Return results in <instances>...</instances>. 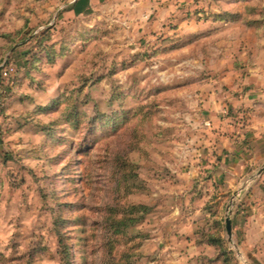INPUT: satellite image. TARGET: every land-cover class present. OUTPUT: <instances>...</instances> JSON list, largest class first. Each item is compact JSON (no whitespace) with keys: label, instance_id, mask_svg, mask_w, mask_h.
Segmentation results:
<instances>
[{"label":"rangeland","instance_id":"1","mask_svg":"<svg viewBox=\"0 0 264 264\" xmlns=\"http://www.w3.org/2000/svg\"><path fill=\"white\" fill-rule=\"evenodd\" d=\"M6 64L0 264H264V148L205 143L264 90V0H0Z\"/></svg>","mask_w":264,"mask_h":264},{"label":"crops","instance_id":"2","mask_svg":"<svg viewBox=\"0 0 264 264\" xmlns=\"http://www.w3.org/2000/svg\"><path fill=\"white\" fill-rule=\"evenodd\" d=\"M255 81L259 85L258 78H255ZM260 81L264 89V78ZM232 103L236 107L243 105L244 110L238 112L237 117L232 121L223 115L218 117V113L217 116L212 117L207 122L210 134L205 143L214 151L222 148L236 149L246 144L247 147L255 150L254 153H261L264 148V90L252 94L247 92L240 99L233 98ZM216 128H219L218 132L214 131ZM256 228L257 225L255 231Z\"/></svg>","mask_w":264,"mask_h":264},{"label":"built area","instance_id":"3","mask_svg":"<svg viewBox=\"0 0 264 264\" xmlns=\"http://www.w3.org/2000/svg\"><path fill=\"white\" fill-rule=\"evenodd\" d=\"M16 73V68L13 64H6L0 66V78L3 81L9 80ZM224 114L226 111H222ZM208 126V123L206 124Z\"/></svg>","mask_w":264,"mask_h":264},{"label":"trees","instance_id":"4","mask_svg":"<svg viewBox=\"0 0 264 264\" xmlns=\"http://www.w3.org/2000/svg\"><path fill=\"white\" fill-rule=\"evenodd\" d=\"M132 223V219H122L121 221H112L109 225L113 229V233L119 234L121 232V227H127ZM121 225L120 227L118 225ZM210 245H215L216 242L214 240L209 241ZM216 246V245H215Z\"/></svg>","mask_w":264,"mask_h":264},{"label":"water","instance_id":"5","mask_svg":"<svg viewBox=\"0 0 264 264\" xmlns=\"http://www.w3.org/2000/svg\"><path fill=\"white\" fill-rule=\"evenodd\" d=\"M225 223H226L225 228H226L227 235L230 236L231 235V222L229 219H227Z\"/></svg>","mask_w":264,"mask_h":264}]
</instances>
